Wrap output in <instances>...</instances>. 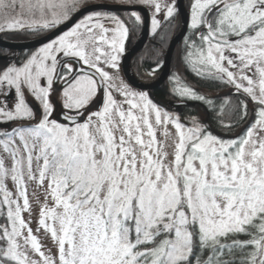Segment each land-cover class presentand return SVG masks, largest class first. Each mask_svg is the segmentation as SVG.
<instances>
[{"label":"snow or ice","instance_id":"obj_1","mask_svg":"<svg viewBox=\"0 0 264 264\" xmlns=\"http://www.w3.org/2000/svg\"><path fill=\"white\" fill-rule=\"evenodd\" d=\"M177 28L189 115L124 78L134 33L155 79ZM24 32L0 65V264H264V0H0Z\"/></svg>","mask_w":264,"mask_h":264},{"label":"trees","instance_id":"obj_2","mask_svg":"<svg viewBox=\"0 0 264 264\" xmlns=\"http://www.w3.org/2000/svg\"><path fill=\"white\" fill-rule=\"evenodd\" d=\"M178 32H179V28H177L175 30V36L178 34ZM4 35L6 37H8L11 41L24 42V41H29V40L33 39L32 36L26 32H24V33H5ZM133 36H134V40H135L136 34L134 33ZM182 41L180 43H178L177 46L175 47L174 54L172 56V59L170 60L169 74L172 71L177 70V69H180L181 71H183V67H182L181 62H180V57L182 55ZM132 42L133 41H130L128 45H131ZM167 47H168V45L165 44L164 45V55L166 53ZM152 49H153V42H152L151 37L149 36L144 47L134 57L133 67H134V70H135L136 75L138 77L148 78V77L143 75V72H144L145 67L152 66V60L154 58L152 55ZM141 59H143V66L138 67V64L140 63ZM189 78L191 79V77H189ZM169 87H170V85H169V81H168V77H167V79L155 91L156 97H158L159 98L158 100L159 101L161 100V102L163 104L168 103L169 101L178 100L176 97L169 94ZM200 87L204 91H214L216 89L221 88L220 85L209 86L208 84H205V83L200 84ZM188 104H189V106L188 107L186 106V108H185L186 112H184V115L194 114L197 111V109H200V105L198 104V102H188ZM0 223H3V220H0Z\"/></svg>","mask_w":264,"mask_h":264},{"label":"water","instance_id":"obj_3","mask_svg":"<svg viewBox=\"0 0 264 264\" xmlns=\"http://www.w3.org/2000/svg\"><path fill=\"white\" fill-rule=\"evenodd\" d=\"M80 17L77 16L76 20H78ZM76 20H73L72 23H75ZM71 24L67 25V27H70ZM61 30H66L65 28H62ZM187 31V28H184V32ZM148 37V33L145 30L144 34L142 35V39L139 40L134 46H132L130 48L131 51V55L132 56L134 53H136L137 51H139L145 44L146 39ZM183 39V35L181 33V30L179 29L178 34L175 36V40L174 42L171 44V47L169 48V46L166 49V59H167V65L166 67L161 71L160 75L152 82L150 83L151 87L148 89L149 91H152L154 89H156L157 87H159L167 78L168 74H169V68H170V58L172 55V52L174 50V48L176 47V45ZM39 45L33 40H29V41H24V42H18V43H13V42H8V41H4L0 38V47L8 49V50H12V51H21V50H29L35 47H38ZM130 56L128 57V59L130 58ZM128 63V60H127ZM126 81H129L132 83L133 87H139L140 84L145 83L144 81L137 79L136 77L132 76L129 71L127 76L124 77ZM140 90H144V89H140ZM226 95L228 93H225Z\"/></svg>","mask_w":264,"mask_h":264},{"label":"rangeland","instance_id":"obj_4","mask_svg":"<svg viewBox=\"0 0 264 264\" xmlns=\"http://www.w3.org/2000/svg\"><path fill=\"white\" fill-rule=\"evenodd\" d=\"M2 34V33H0ZM142 39V36H140L139 38H136V42L135 44ZM33 40V39H32ZM20 43L21 41H13V43ZM147 42V41H146ZM145 42V43H146ZM135 44H133L132 46H134ZM145 45V44H144ZM144 47V46H143ZM142 47V48H143ZM141 48V49H142ZM140 49V50H141ZM175 49V48H174ZM139 50V51H140ZM137 51L136 53H134L132 56H130V58L128 59V71L131 75H133L134 77H136L137 79H140L142 81H144L145 83H152L159 75H157V77L155 79H150V78H140L136 75V72L134 70V67H133V64H134V57L135 55L139 52ZM174 54V50L172 52V55H171V58L170 60L172 59V56ZM167 106H169V108L171 109L172 105L170 104H165ZM173 109V108H172ZM174 110H176L174 108ZM198 110V109H197ZM158 139H163V136L161 134L158 133ZM11 186V184L9 185ZM28 192H29V199H30V203H31V206H32V216L29 217L28 213H24V218L26 220L28 219H31L32 220V224H31V227L35 230L36 227H37V224H36V221L38 219V214H39V209L41 207V205L43 204L44 202V190L43 188L39 187L38 185H36L35 183L33 184H30L29 187H28ZM38 237L39 239L41 240L43 246L45 247V249L47 248H52L53 251L55 250L54 249V245H53V242L51 241L50 237H48L45 233H43V231H41L39 234H38Z\"/></svg>","mask_w":264,"mask_h":264},{"label":"flooded vegetation","instance_id":"obj_5","mask_svg":"<svg viewBox=\"0 0 264 264\" xmlns=\"http://www.w3.org/2000/svg\"><path fill=\"white\" fill-rule=\"evenodd\" d=\"M186 32H187V31H186ZM4 34H5V33L0 34V38H1L2 40H4V41H8V42H13V41H11L8 37H6ZM148 37H149V35H148ZM148 37H147V39H148ZM147 39H146V41H147ZM182 40H183V39H182ZM182 40H181V41H182ZM181 41H180V42H181ZM135 42H136V38H135V40L132 42L131 45H128V48L130 49V48L132 47V45L135 44ZM180 42H179V43H180ZM176 46H177V45H176ZM34 49H35V48L29 49V50L12 51V50H8V49H5V48L0 47V57H3L4 54H5V52L8 53V59H7V61H5L4 59H0V65L4 64V63H6V62H12L13 56L15 57V59L18 60L19 57H20V54H22V53L25 52V51H31V50H34ZM174 50H175V49H174ZM161 71H162V70H161ZM160 73H161V72H159L157 75H160ZM122 75H123V73H122ZM168 76H169V74H168ZM168 76H167V77H168ZM140 78H141V77H140ZM166 79H167V78H166ZM166 79H165V80H166ZM160 86H161V85H160ZM160 86H159V87H160ZM220 86H221V85H220ZM159 87H157V88H159ZM157 88H156V89H157ZM156 89L150 91L151 97L154 99L155 102H158V103H160L161 105L170 104V105H172V107H171L170 110H173V111L178 110L180 114H183V115H184V112H186V111H185V110H186V109H185L186 106H187V107L189 106L188 102H187V105H186V106H185V104L180 103L178 100H175V101H169L168 103L163 104V103L161 102V100L159 101V100H158L159 98L156 97V95H155V91H156ZM217 91L227 93V89H226L225 86H221L220 89H216V90H214V91H212V92H217ZM166 106H167V105H166ZM168 107H169V106H168ZM172 108H173V109H172ZM174 108H175L176 110H174ZM91 110H94V109H91Z\"/></svg>","mask_w":264,"mask_h":264},{"label":"bare ground","instance_id":"obj_6","mask_svg":"<svg viewBox=\"0 0 264 264\" xmlns=\"http://www.w3.org/2000/svg\"><path fill=\"white\" fill-rule=\"evenodd\" d=\"M133 76V75H132Z\"/></svg>","mask_w":264,"mask_h":264}]
</instances>
